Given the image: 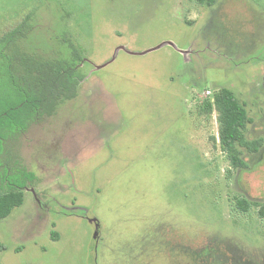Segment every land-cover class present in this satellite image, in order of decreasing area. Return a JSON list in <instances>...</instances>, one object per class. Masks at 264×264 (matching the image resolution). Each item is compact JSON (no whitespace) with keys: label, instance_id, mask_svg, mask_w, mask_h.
<instances>
[{"label":"rangeland","instance_id":"rangeland-1","mask_svg":"<svg viewBox=\"0 0 264 264\" xmlns=\"http://www.w3.org/2000/svg\"><path fill=\"white\" fill-rule=\"evenodd\" d=\"M23 23L22 51L74 62L73 41L83 78L5 142L35 178L0 264H264V0H0V51ZM224 87L261 140L247 168L221 146Z\"/></svg>","mask_w":264,"mask_h":264},{"label":"trees","instance_id":"trees-1","mask_svg":"<svg viewBox=\"0 0 264 264\" xmlns=\"http://www.w3.org/2000/svg\"><path fill=\"white\" fill-rule=\"evenodd\" d=\"M205 0H200L204 2ZM31 28L23 23L8 33L1 43L0 51V220L23 204L24 189L35 174L26 169L12 171L9 162L2 161L5 142L25 131L28 126L44 115L55 112L58 99L78 87L82 74L77 71V61L83 56L71 41L73 60L48 59L22 51L19 40L26 37ZM77 72V73H76ZM73 92L70 94L72 95ZM215 105L219 111L220 141L223 150L235 167L247 168L238 145L252 152L259 150L261 140L247 141L244 129L251 121L246 105L234 91L221 88ZM212 109V104H207ZM238 208L248 210L250 204L240 199ZM264 216V206L260 209Z\"/></svg>","mask_w":264,"mask_h":264},{"label":"built area","instance_id":"built-area-1","mask_svg":"<svg viewBox=\"0 0 264 264\" xmlns=\"http://www.w3.org/2000/svg\"><path fill=\"white\" fill-rule=\"evenodd\" d=\"M207 94H210V90H207Z\"/></svg>","mask_w":264,"mask_h":264}]
</instances>
